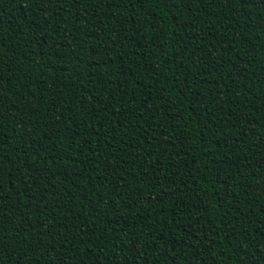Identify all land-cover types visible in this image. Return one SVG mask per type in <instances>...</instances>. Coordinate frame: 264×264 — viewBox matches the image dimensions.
Returning <instances> with one entry per match:
<instances>
[{
	"label": "trees",
	"instance_id": "obj_1",
	"mask_svg": "<svg viewBox=\"0 0 264 264\" xmlns=\"http://www.w3.org/2000/svg\"><path fill=\"white\" fill-rule=\"evenodd\" d=\"M0 264H264V0H0Z\"/></svg>",
	"mask_w": 264,
	"mask_h": 264
}]
</instances>
